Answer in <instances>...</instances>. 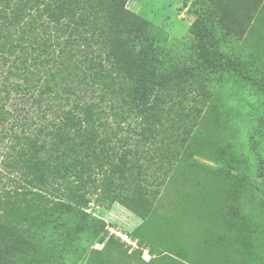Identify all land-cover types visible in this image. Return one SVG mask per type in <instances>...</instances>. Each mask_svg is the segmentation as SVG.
Listing matches in <instances>:
<instances>
[{"label": "trees", "instance_id": "1", "mask_svg": "<svg viewBox=\"0 0 264 264\" xmlns=\"http://www.w3.org/2000/svg\"><path fill=\"white\" fill-rule=\"evenodd\" d=\"M128 2L0 0V264L36 262L46 233L86 216L93 195L144 224L158 209L142 166L111 137L107 109L143 118L150 134L163 120L191 130L184 102L206 91L147 40ZM230 215L227 258L203 264L254 263L248 232Z\"/></svg>", "mask_w": 264, "mask_h": 264}, {"label": "rangeland", "instance_id": "2", "mask_svg": "<svg viewBox=\"0 0 264 264\" xmlns=\"http://www.w3.org/2000/svg\"><path fill=\"white\" fill-rule=\"evenodd\" d=\"M128 9L173 67L200 76L206 96L184 102L191 130L163 120L164 130L155 124L159 132L150 134L143 118L113 117L108 108L110 135L142 166L158 209L144 224L126 206L100 205L93 195L86 216L46 233L33 264L220 262L232 248L231 209L253 246L250 263L264 264V1L129 0ZM146 250L157 258L145 261Z\"/></svg>", "mask_w": 264, "mask_h": 264}, {"label": "built area", "instance_id": "3", "mask_svg": "<svg viewBox=\"0 0 264 264\" xmlns=\"http://www.w3.org/2000/svg\"><path fill=\"white\" fill-rule=\"evenodd\" d=\"M124 241L130 244V250L132 249L133 251L138 248V243L136 241L128 240L127 238H124ZM156 256H153L150 254V250H146L143 255V259L145 261H150L152 258H155Z\"/></svg>", "mask_w": 264, "mask_h": 264}]
</instances>
